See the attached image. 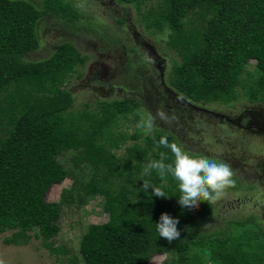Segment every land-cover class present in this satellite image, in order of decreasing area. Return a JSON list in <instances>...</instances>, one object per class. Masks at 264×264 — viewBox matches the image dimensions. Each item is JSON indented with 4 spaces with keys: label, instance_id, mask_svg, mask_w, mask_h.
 Instances as JSON below:
<instances>
[{
    "label": "trees",
    "instance_id": "1",
    "mask_svg": "<svg viewBox=\"0 0 264 264\" xmlns=\"http://www.w3.org/2000/svg\"><path fill=\"white\" fill-rule=\"evenodd\" d=\"M117 1L136 8L146 28L167 30L166 45L180 57L172 60L168 83L183 98L229 104L241 98V86L247 101L264 103V0ZM149 1L156 6L143 12ZM196 8L202 17L210 12L203 29L187 26L185 17ZM49 12L68 21L78 18L65 0H39L38 6L29 0H0V93L10 85L15 92L7 105H0V233L14 230L5 243L19 244L30 231L50 254L65 251L54 245L58 216L45 199L52 184L70 176L57 157L75 150L77 163L93 165L87 184L91 194L104 197L108 213L105 222L89 224L81 236L85 264H145L156 254H174V264H202L206 259L200 254L210 255L214 264H264V240L246 227L249 218L204 230L214 203L182 208L178 182L171 176L161 181L155 172L143 178L168 196L151 195V187L143 190L141 173L149 160L158 159L162 151L171 158L169 150L158 146L159 138L179 143L169 130L155 129L146 136L137 128L121 157L110 151L107 144H124L127 136L113 128L136 101L101 100L92 111L71 109L74 98L64 84L87 58L72 42L60 43L43 59L25 58L39 48V24ZM253 58L262 73L246 85L243 75ZM233 179L234 185L224 191L240 188L241 181L235 175ZM164 212L179 218L181 237L171 243L156 229Z\"/></svg>",
    "mask_w": 264,
    "mask_h": 264
},
{
    "label": "rangeland",
    "instance_id": "2",
    "mask_svg": "<svg viewBox=\"0 0 264 264\" xmlns=\"http://www.w3.org/2000/svg\"><path fill=\"white\" fill-rule=\"evenodd\" d=\"M29 1L39 4V0ZM65 2L77 12V20L68 21L55 14L43 16L38 30L39 48L25 58L43 59L60 43L70 41L87 56L64 84L74 98L73 111L95 110L101 100L136 101L132 111L119 117L113 128L115 134L127 136L124 144L119 148L107 144L116 157H121L125 147L133 142L128 136L137 130L141 116H155L158 109L164 111L170 122L157 117L153 131L169 130L188 152L228 163L242 183L239 189L222 192L203 229H220L228 220L249 218L246 227L264 240V103L247 101L241 86L237 87L241 98L229 104L186 100L168 83L172 60L179 61L180 57L166 45L167 30L146 28L136 8L117 0ZM152 6H156V1L143 4L142 11ZM209 13L202 17L199 8L190 11L185 17L187 26L203 29ZM246 71V85L262 73L255 58L249 60ZM14 93L13 85L8 86L0 93V105H7L6 99ZM97 142L103 143L102 139ZM77 152L67 150L57 157L70 176L52 184L45 199L58 216L59 231L53 237L54 245L65 251L50 254L30 231L26 233L28 237L20 238L19 244H7L5 239L14 232L7 230L0 233V264H85L81 236L89 224L105 222L108 213L103 208L104 197L91 194L87 184L94 172L93 165L85 160L77 163ZM200 256L206 259L202 264H214L210 255ZM174 262V254H156L145 264Z\"/></svg>",
    "mask_w": 264,
    "mask_h": 264
},
{
    "label": "clouds",
    "instance_id": "3",
    "mask_svg": "<svg viewBox=\"0 0 264 264\" xmlns=\"http://www.w3.org/2000/svg\"><path fill=\"white\" fill-rule=\"evenodd\" d=\"M157 117L170 122L165 112L158 109L155 116L151 114L146 117L141 116L136 127L147 136L152 133ZM158 146L169 150L171 158L162 151L158 159H151L144 166L141 173L142 188L145 192H149L151 187L153 189L151 195L161 198L168 196L161 186L151 184L149 180L143 178L153 172L161 181H166L171 176L178 182V203L182 208L190 210L199 208L201 202H208L211 205L227 187L235 183L234 172L226 162L208 157H195L181 144L175 141L170 142L167 136L159 138ZM155 224L159 237L167 239L169 243L180 239L179 218H174L168 212H164Z\"/></svg>",
    "mask_w": 264,
    "mask_h": 264
},
{
    "label": "flooded vegetation",
    "instance_id": "4",
    "mask_svg": "<svg viewBox=\"0 0 264 264\" xmlns=\"http://www.w3.org/2000/svg\"><path fill=\"white\" fill-rule=\"evenodd\" d=\"M249 126H247V128H248ZM264 130V129H263Z\"/></svg>",
    "mask_w": 264,
    "mask_h": 264
}]
</instances>
